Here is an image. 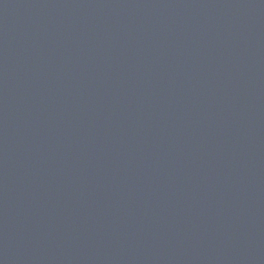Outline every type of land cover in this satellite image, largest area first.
<instances>
[{"label":"water","instance_id":"95a60500","mask_svg":"<svg viewBox=\"0 0 264 264\" xmlns=\"http://www.w3.org/2000/svg\"><path fill=\"white\" fill-rule=\"evenodd\" d=\"M0 264H264V0H0Z\"/></svg>","mask_w":264,"mask_h":264}]
</instances>
